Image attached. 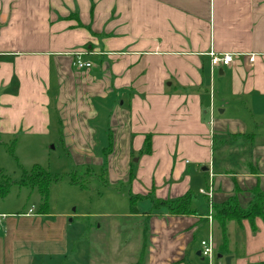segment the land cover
Instances as JSON below:
<instances>
[{
	"label": "crops",
	"instance_id": "0c3cea01",
	"mask_svg": "<svg viewBox=\"0 0 264 264\" xmlns=\"http://www.w3.org/2000/svg\"><path fill=\"white\" fill-rule=\"evenodd\" d=\"M211 50L234 63L211 68ZM76 51L89 67L73 65ZM49 126L85 147L104 127L106 184L127 182L148 205L128 210L115 223L128 238L98 254L72 248L82 237L67 235L66 214L0 212V264H200L202 235L220 231L203 190L221 203L237 186L243 208L264 190V0H0V136ZM188 191L194 214L148 213V194ZM231 222L237 251L227 241L222 255L264 264V218ZM138 235L135 252L120 251Z\"/></svg>",
	"mask_w": 264,
	"mask_h": 264
},
{
	"label": "rangeland",
	"instance_id": "374dc122",
	"mask_svg": "<svg viewBox=\"0 0 264 264\" xmlns=\"http://www.w3.org/2000/svg\"><path fill=\"white\" fill-rule=\"evenodd\" d=\"M49 129V133L44 135L18 132L14 135L0 136V171L11 182L7 194L0 197V212L4 214L27 212L31 216L37 214L40 205V194L37 188L19 184L22 177L30 173L32 167L37 165L58 178L49 185L48 215L46 216L49 220H55L59 215H68L65 218L66 221L71 219L72 222L67 228V235L72 239L82 237L80 241L73 243L72 248L76 252L85 251L86 248L88 254L103 253L110 248L115 249L116 239L128 238L130 225L120 232L118 229L115 230V223L124 219L125 217L122 216L128 213L129 196L132 193L127 182L115 180L111 184L108 182L105 184L102 181V179L107 180L105 169L102 167L105 160L102 163L96 160L101 159V149L108 146L104 127L101 126L96 130L95 145L89 147L69 145L62 135L63 129L60 127L53 129L52 126H49ZM138 155L135 153L131 160L134 161ZM71 175L77 177L82 185L73 184ZM195 198L200 199L201 203L204 202L202 196L196 195ZM147 201L138 200L137 207L140 210L145 209L148 205ZM39 217L42 215L39 214ZM127 220L125 219V222ZM231 224L225 228L226 239L231 249L234 247L237 251L236 243L234 246L231 242L237 238L239 230L234 222ZM139 235V239H132L136 241L135 245L125 244L120 251L123 249L128 253L135 252L140 243ZM212 235L218 248V242L221 239L220 231L214 228ZM202 236L204 239L207 238V235ZM222 256L224 258L226 255ZM200 264H207L206 260H200Z\"/></svg>",
	"mask_w": 264,
	"mask_h": 264
},
{
	"label": "trees",
	"instance_id": "16d2710c",
	"mask_svg": "<svg viewBox=\"0 0 264 264\" xmlns=\"http://www.w3.org/2000/svg\"><path fill=\"white\" fill-rule=\"evenodd\" d=\"M149 136V135H148ZM146 137L145 150L149 152V138ZM246 137H252L253 134H245ZM111 145L109 144L104 150L103 154L106 155L110 151ZM249 166V165H248ZM104 168V166H103ZM249 171L253 174L257 173L255 167L249 166ZM222 172L226 173L225 170ZM235 173V171H232ZM57 176H52L48 171L43 168L34 165L30 173H27L19 181L20 185H29L36 187L40 194V205L37 213H46L48 207V193L49 185L52 181L57 180ZM71 182L73 184L80 183L77 177L71 175ZM103 183L106 181L102 179ZM11 185L10 180L5 177L0 171V197H4ZM237 186L234 188V194L227 200L221 203H212L211 217L212 221H215L221 232V242L217 248V254H225L227 252V239L225 228L229 221H235L240 223L243 219L253 220L255 217L264 218V190H261L258 186L254 187L251 192L250 200L245 208L241 207L237 201L236 193L238 192ZM192 193L188 191L186 194L176 197L174 199H158L152 194H148L147 197L151 201V208L148 213H155L160 210L166 211L171 215L181 214H194L195 210L190 206ZM139 195L129 196V213L134 215L138 213L137 199ZM143 251V250H142Z\"/></svg>",
	"mask_w": 264,
	"mask_h": 264
},
{
	"label": "built area",
	"instance_id": "2783aa9c",
	"mask_svg": "<svg viewBox=\"0 0 264 264\" xmlns=\"http://www.w3.org/2000/svg\"><path fill=\"white\" fill-rule=\"evenodd\" d=\"M83 51L73 52V65L78 69H84L90 66L89 62H85L82 60ZM209 64L211 68L214 67H231L234 63V58L236 57V53L233 52H216L209 51ZM250 60H253V55H250ZM203 193L208 197L207 205H208V215L207 219L209 222L212 220L211 212H212V202L210 200L212 194V188L209 187L207 190H203ZM210 197V198H209ZM216 244L213 241V235L211 233L208 234L206 239H202L200 241V249L199 254L206 260L207 264H225L222 259H218L216 257Z\"/></svg>",
	"mask_w": 264,
	"mask_h": 264
},
{
	"label": "water",
	"instance_id": "95a60500",
	"mask_svg": "<svg viewBox=\"0 0 264 264\" xmlns=\"http://www.w3.org/2000/svg\"><path fill=\"white\" fill-rule=\"evenodd\" d=\"M202 170H207V167H202ZM216 257H217L218 259L223 258L222 254H217ZM230 259H231L230 256H225V257L223 258V261L225 262V264H230Z\"/></svg>",
	"mask_w": 264,
	"mask_h": 264
}]
</instances>
